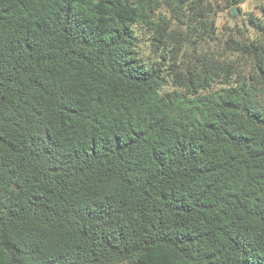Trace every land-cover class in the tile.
Returning <instances> with one entry per match:
<instances>
[{
	"label": "trees",
	"instance_id": "trees-1",
	"mask_svg": "<svg viewBox=\"0 0 264 264\" xmlns=\"http://www.w3.org/2000/svg\"><path fill=\"white\" fill-rule=\"evenodd\" d=\"M247 1L0 0V264H264Z\"/></svg>",
	"mask_w": 264,
	"mask_h": 264
},
{
	"label": "rangeland",
	"instance_id": "rangeland-1",
	"mask_svg": "<svg viewBox=\"0 0 264 264\" xmlns=\"http://www.w3.org/2000/svg\"><path fill=\"white\" fill-rule=\"evenodd\" d=\"M254 0H249L247 2V6L250 7L249 9H244V7H242V11L244 15L250 14V13H255L257 16L262 17L261 16V12L257 9L259 8L262 4H264V2H256ZM240 16H242V14L240 13V15L237 18H234L233 15L231 14V12L227 11H223L220 12L219 17H218V26L221 29H229V27H234L236 25V20L240 18Z\"/></svg>",
	"mask_w": 264,
	"mask_h": 264
},
{
	"label": "water",
	"instance_id": "water-1",
	"mask_svg": "<svg viewBox=\"0 0 264 264\" xmlns=\"http://www.w3.org/2000/svg\"><path fill=\"white\" fill-rule=\"evenodd\" d=\"M232 11H233L234 18H237L240 15V11L237 7L233 8Z\"/></svg>",
	"mask_w": 264,
	"mask_h": 264
},
{
	"label": "crops",
	"instance_id": "crops-1",
	"mask_svg": "<svg viewBox=\"0 0 264 264\" xmlns=\"http://www.w3.org/2000/svg\"><path fill=\"white\" fill-rule=\"evenodd\" d=\"M254 1H256V2H264V0H254ZM254 1H253V3H254ZM247 2L242 5V7H244V9H247V8L249 9L250 8V7L247 6Z\"/></svg>",
	"mask_w": 264,
	"mask_h": 264
}]
</instances>
